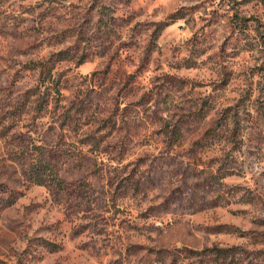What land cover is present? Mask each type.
<instances>
[{
  "label": "rangeland",
  "instance_id": "rangeland-1",
  "mask_svg": "<svg viewBox=\"0 0 264 264\" xmlns=\"http://www.w3.org/2000/svg\"><path fill=\"white\" fill-rule=\"evenodd\" d=\"M0 185V264H264V0H0Z\"/></svg>",
  "mask_w": 264,
  "mask_h": 264
},
{
  "label": "trees",
  "instance_id": "trees-1",
  "mask_svg": "<svg viewBox=\"0 0 264 264\" xmlns=\"http://www.w3.org/2000/svg\"><path fill=\"white\" fill-rule=\"evenodd\" d=\"M238 17V15H237ZM35 66L40 68V78L39 81L41 85H45L46 81L49 77H52V89L58 95H62L61 84L63 76L60 75L59 77L54 75V66L49 65L48 63H39L35 64ZM41 94V100L45 99ZM43 101L39 106V109H43ZM39 149H43L39 146ZM26 175L28 179L39 185H46V186H55L57 189H64V180L61 179L60 174L53 164V162L47 159L42 152L37 155L32 162L29 164ZM8 193V188L5 185H0V208L3 205L6 206H13L15 204V198L12 196L4 197ZM0 218H1V210H0Z\"/></svg>",
  "mask_w": 264,
  "mask_h": 264
}]
</instances>
